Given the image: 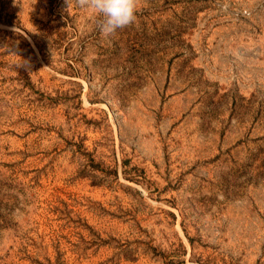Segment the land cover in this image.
Segmentation results:
<instances>
[{"label":"rangeland","instance_id":"obj_1","mask_svg":"<svg viewBox=\"0 0 264 264\" xmlns=\"http://www.w3.org/2000/svg\"><path fill=\"white\" fill-rule=\"evenodd\" d=\"M0 0V264H264V0Z\"/></svg>","mask_w":264,"mask_h":264},{"label":"clouds","instance_id":"obj_2","mask_svg":"<svg viewBox=\"0 0 264 264\" xmlns=\"http://www.w3.org/2000/svg\"><path fill=\"white\" fill-rule=\"evenodd\" d=\"M81 8L94 11L100 17V31L107 37L136 20L138 0H76Z\"/></svg>","mask_w":264,"mask_h":264}]
</instances>
